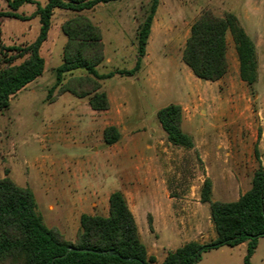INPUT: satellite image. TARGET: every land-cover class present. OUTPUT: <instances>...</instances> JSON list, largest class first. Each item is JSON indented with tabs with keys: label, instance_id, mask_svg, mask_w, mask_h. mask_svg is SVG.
<instances>
[{
	"label": "rangeland",
	"instance_id": "obj_1",
	"mask_svg": "<svg viewBox=\"0 0 264 264\" xmlns=\"http://www.w3.org/2000/svg\"><path fill=\"white\" fill-rule=\"evenodd\" d=\"M35 1L42 5L46 0ZM0 4L1 9L6 8L5 2ZM149 4L150 0H113L81 11L102 33L104 60L97 66L99 73L134 66L137 29ZM34 8L35 4H24L18 12L29 15ZM204 10L217 16L233 13L253 39L258 60L255 83L249 85L240 79L229 31L228 69L222 78L199 79L182 62L190 25ZM73 15L70 10H54L47 38L40 47L45 61L42 75L0 110V178L7 176L19 186H29L42 222L56 228L66 241L74 242L81 214H108L105 202L92 204L91 199L78 204L79 197L91 191L90 184L103 181L99 189L110 190L111 174L125 169L121 184L129 209L137 211L132 167L140 164L150 186L159 180L173 196L177 221L183 225L196 218L207 233L206 212L193 203V192L203 179L212 181L213 200L232 201L250 187L253 171L264 162V0H158L139 70L132 76L115 73L99 80L109 107L111 103L120 119L116 126L119 138L110 145L104 143L102 134L109 126L104 123L107 112L95 110L89 130V117L76 104L79 100L88 103L87 97L58 93L56 88L49 94L53 69L61 63L66 41L61 25ZM38 27L37 17L25 21L0 17V67L14 53L4 48L30 43ZM73 74L84 72L76 70ZM170 103L181 107L182 129L194 141L190 149L170 144L157 120L156 111ZM147 188L145 184L141 190L147 192ZM137 216L142 228L145 215ZM255 251L250 264H264V236L258 238ZM244 253L245 246L223 245L203 251L195 264H243Z\"/></svg>",
	"mask_w": 264,
	"mask_h": 264
},
{
	"label": "trees",
	"instance_id": "obj_2",
	"mask_svg": "<svg viewBox=\"0 0 264 264\" xmlns=\"http://www.w3.org/2000/svg\"><path fill=\"white\" fill-rule=\"evenodd\" d=\"M6 8L0 17L28 20L38 18L36 37L25 46L5 47L13 50L0 67V110L7 108L10 98L27 84L42 75L45 67L40 47L47 38L51 17L55 9L70 10L74 15L61 25L66 37L61 63L54 67V83L58 93L69 92L75 97L88 98L93 110L109 108V99L101 89L99 80L118 73L132 76L139 70L146 52L153 15L158 0H150L149 11L137 29V58L130 69H117L99 73L97 66L104 60V45L100 28L81 11L94 8L99 3L113 0H3ZM24 4H35L25 15L18 9ZM230 32L238 60L241 80L251 85L257 81V53L253 39L238 24L233 13L215 15L204 10L192 22L181 52L182 62L199 79L215 81L227 72L226 33ZM22 58L18 63L13 60ZM76 70L84 74L74 75ZM68 79L65 80V76ZM157 120L167 141L177 147L190 149L192 136L182 129V111L177 103H170L156 111ZM106 145L116 142L119 132L114 125L103 129ZM212 181L205 177L199 189V201L207 204L215 238L206 243L188 241L169 251L159 264H195L203 251L220 246L246 243L243 264H250L258 238L264 236V166L253 171L250 187L232 201L212 200ZM33 191L29 186H19L9 177L0 178V264H155L148 255L134 216L125 196L114 190L108 197V214L83 213L80 229L74 242L66 241L54 227L42 222L35 209ZM149 229L150 216L147 217ZM74 249L68 250V247ZM76 248H86L78 251ZM112 250V254L109 253Z\"/></svg>",
	"mask_w": 264,
	"mask_h": 264
},
{
	"label": "crops",
	"instance_id": "obj_3",
	"mask_svg": "<svg viewBox=\"0 0 264 264\" xmlns=\"http://www.w3.org/2000/svg\"><path fill=\"white\" fill-rule=\"evenodd\" d=\"M0 2H4L0 0ZM0 4V9H1ZM5 8V7H4ZM68 93V92H67ZM57 100L53 101L56 102ZM52 102V103H53ZM77 105L83 107L81 109V113L83 115H88V128L91 130L92 127V115L95 110H92L88 103L83 100H79L76 102ZM107 119L104 120L105 125H114L119 126L120 119L118 113H116V109L110 107L107 110ZM90 133V131H89ZM123 151H119V153L123 156ZM264 166V162L261 163ZM141 165L137 164L132 167L133 176L136 178L133 183V197L136 200L138 205L137 211L135 212L133 209H130L135 222L137 224L140 236L146 246V251L148 255H151L155 259V264H159L165 258L166 254L169 251L175 250L177 247L181 246L185 242L188 241H196L199 243H206L215 238V232L213 229V225L210 221L209 210H207L206 204H203L199 201V189L197 187V191L193 192V203L199 205L206 212V216L208 218V231L205 233L203 230L202 222H200L196 218H191L190 223L181 225L179 223V219H176L173 215L172 210V199L166 186L162 185L159 180L151 183V186L148 181L143 178V171L141 170ZM125 169H121L116 175L111 174L112 177L109 179V183L113 187L110 190L103 191L99 189L101 187L100 181L99 183L90 184V192L87 195H84L82 198L79 197L78 204L82 205L83 203L91 201L92 204L95 202H105L106 208L108 205V197L111 192L114 190H120L125 196V191L122 186V181L125 179ZM101 178H107V176H102ZM145 184H148L147 192L142 191L141 188H145ZM213 193V191H212ZM212 198V194H211ZM213 200V199H212ZM223 201V200H221ZM143 204H146V207H142ZM196 205H193L194 207ZM209 209V208H208ZM137 215H145V225H142V228L139 227L137 221ZM150 216L151 219V228L149 229L146 218ZM239 246H245L246 243L242 242L238 244ZM257 247V245H256ZM256 249V248H255ZM256 251L252 254L250 260L254 257ZM245 254V253H244Z\"/></svg>",
	"mask_w": 264,
	"mask_h": 264
},
{
	"label": "water",
	"instance_id": "obj_4",
	"mask_svg": "<svg viewBox=\"0 0 264 264\" xmlns=\"http://www.w3.org/2000/svg\"><path fill=\"white\" fill-rule=\"evenodd\" d=\"M263 215H264V213H263ZM71 249H74V248L70 246V247H68L67 251L68 250H71ZM76 250H78V251H87L89 249H86V248H76ZM109 253L112 254L113 253L112 250H109Z\"/></svg>",
	"mask_w": 264,
	"mask_h": 264
}]
</instances>
